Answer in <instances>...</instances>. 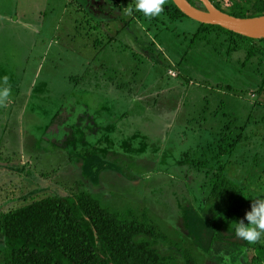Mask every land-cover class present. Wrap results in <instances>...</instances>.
<instances>
[{"label": "rangeland", "instance_id": "rangeland-1", "mask_svg": "<svg viewBox=\"0 0 264 264\" xmlns=\"http://www.w3.org/2000/svg\"><path fill=\"white\" fill-rule=\"evenodd\" d=\"M134 5L0 0V78L12 87L0 107V220L45 198L88 193L111 212L146 214L169 264H249L255 252L233 225L264 197V43L251 58L211 31L210 43L190 48L197 22L161 13L159 32L154 18L125 13ZM219 84L230 93L213 91ZM222 101L239 116L258 109L228 170L250 200L228 217L205 206L212 165L199 149L222 128L213 117ZM250 168L261 174L249 177ZM4 249L0 234V264Z\"/></svg>", "mask_w": 264, "mask_h": 264}, {"label": "trees", "instance_id": "trees-1", "mask_svg": "<svg viewBox=\"0 0 264 264\" xmlns=\"http://www.w3.org/2000/svg\"><path fill=\"white\" fill-rule=\"evenodd\" d=\"M113 1L117 4L121 0ZM188 1L195 8L204 10L199 0ZM210 1L218 10L236 18L253 19L264 16V0H244L245 6H238L235 1L232 3L233 0H230L231 5L226 9L215 0ZM162 13L171 22L187 18L171 0ZM133 15L142 22L149 21L141 12L134 11ZM150 20L153 25L149 26L162 32L163 28L156 23V18ZM197 24L199 29L189 42L190 48L200 50L197 44L200 39L210 43L208 33L211 31H215L217 37L226 35L229 45L233 47L232 51H247L251 58L258 55L256 43H264V40H251L217 26ZM262 55L264 56V52ZM118 86L121 89L125 87L124 84ZM213 91L230 93L226 86L220 84ZM227 104L225 101L219 102L216 116H213L220 117L218 123L222 125L220 131H215L212 135V138L217 137L216 140L204 149L202 142L199 146L200 152L204 153L201 155L202 159L205 158L206 163L212 165L206 173L209 197L205 206L210 210L221 208L226 217L238 215L243 203L250 200L241 186L230 180L228 170L233 167V157L239 146L246 140L244 137L251 112L258 111L255 105H251L249 114L245 112L243 116H239L235 111H229ZM223 110L226 112L221 115ZM261 120L264 122L263 116ZM262 122H256V127L262 125ZM199 166L197 168L201 169ZM253 168L257 167L253 165ZM253 168L248 171L249 177L261 174V170L255 171ZM243 181L245 182L244 179ZM0 234L5 245L4 264H169V260L161 256L151 243L158 235L146 214L137 217L133 211L111 212L88 193L65 198L52 196L9 210L1 217ZM246 246L255 252L249 259V264H264V242L253 245L246 243Z\"/></svg>", "mask_w": 264, "mask_h": 264}, {"label": "clouds", "instance_id": "clouds-1", "mask_svg": "<svg viewBox=\"0 0 264 264\" xmlns=\"http://www.w3.org/2000/svg\"><path fill=\"white\" fill-rule=\"evenodd\" d=\"M167 0H135L134 7L125 9L129 16L133 12H141L146 18H154L164 11ZM12 96V87L8 78H0V107L6 106ZM235 236L245 241L249 245L258 242H264V197L253 200L251 210L245 213V216L233 225ZM230 260L229 257H225Z\"/></svg>", "mask_w": 264, "mask_h": 264}, {"label": "water", "instance_id": "water-1", "mask_svg": "<svg viewBox=\"0 0 264 264\" xmlns=\"http://www.w3.org/2000/svg\"><path fill=\"white\" fill-rule=\"evenodd\" d=\"M171 1L184 16L197 23L217 26L251 40H264V25L259 23L264 20V16L253 19L236 18L218 10L210 0H199L204 10L195 8L188 0Z\"/></svg>", "mask_w": 264, "mask_h": 264}, {"label": "crops", "instance_id": "crops-1", "mask_svg": "<svg viewBox=\"0 0 264 264\" xmlns=\"http://www.w3.org/2000/svg\"><path fill=\"white\" fill-rule=\"evenodd\" d=\"M110 1H113V0H110ZM124 23H125V22L119 24L117 27H119L120 29H124V28H125ZM107 28H108V26H107ZM106 32H108V31H106ZM103 79L107 80L108 78H106V77L103 75ZM256 112H257V110H256ZM255 123H256V122H255ZM249 126H252V124H249V123H248V127H249ZM255 126H256V124H255ZM244 143H246V142H244ZM232 168H233V167H232Z\"/></svg>", "mask_w": 264, "mask_h": 264}, {"label": "bare ground", "instance_id": "bare-ground-1", "mask_svg": "<svg viewBox=\"0 0 264 264\" xmlns=\"http://www.w3.org/2000/svg\"><path fill=\"white\" fill-rule=\"evenodd\" d=\"M259 23L263 24L264 25V20H262L261 22L259 21Z\"/></svg>", "mask_w": 264, "mask_h": 264}, {"label": "flooded vegetation", "instance_id": "flooded-vegetation-1", "mask_svg": "<svg viewBox=\"0 0 264 264\" xmlns=\"http://www.w3.org/2000/svg\"><path fill=\"white\" fill-rule=\"evenodd\" d=\"M113 2H115V1H113Z\"/></svg>", "mask_w": 264, "mask_h": 264}]
</instances>
